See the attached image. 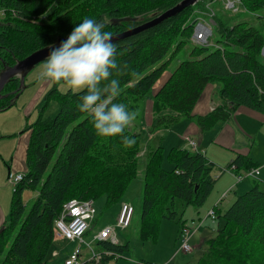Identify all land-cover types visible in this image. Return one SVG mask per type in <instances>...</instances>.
Segmentation results:
<instances>
[{"label":"trees","instance_id":"1","mask_svg":"<svg viewBox=\"0 0 264 264\" xmlns=\"http://www.w3.org/2000/svg\"><path fill=\"white\" fill-rule=\"evenodd\" d=\"M182 1L0 0V74L32 53L56 45L85 17L103 21L104 30L117 37ZM241 1L251 14L264 10V0ZM198 4L114 39L120 80L117 102L137 112V102L145 100L162 79L170 58L192 41ZM214 17L215 45H195L189 59L181 61L155 90L153 128L169 129L182 118L195 117L197 102L214 82L221 83L222 104L198 117L203 131L227 121L240 107L264 121V17L258 16L257 25L224 19L217 12ZM20 91V77L14 76L1 91L0 111L11 107ZM80 95L79 91L51 90L47 100L59 104L58 113L54 117L40 114L29 127L27 170L14 188L9 220L0 231V264H46L55 222L66 202L95 201L104 195L106 207L121 204L128 184L138 174L141 134L127 126L117 136L96 135L88 114L76 107ZM122 136L133 138L134 143L124 145ZM164 160L161 145L147 158L138 230L142 240L156 241L161 221L177 218L176 200L185 206L202 205L217 180L212 175L213 164L200 151L170 148L169 170L163 167ZM233 165L238 174L259 167L242 153L227 168ZM25 189L37 191L28 213L22 198ZM215 212L221 225L202 245L196 264H264V190L255 185L227 209ZM186 221L178 219L181 227ZM103 245L119 255L129 251L128 243Z\"/></svg>","mask_w":264,"mask_h":264},{"label":"rangeland","instance_id":"2","mask_svg":"<svg viewBox=\"0 0 264 264\" xmlns=\"http://www.w3.org/2000/svg\"><path fill=\"white\" fill-rule=\"evenodd\" d=\"M208 4L224 19L248 21L250 24L257 25L261 21V19H258V16L264 17V10L251 14L245 11L242 4L238 5L239 10L237 12L228 10L225 8L224 0H199L198 9L207 11ZM148 16H151V14ZM141 19L139 18V20ZM215 40L216 37L212 36L211 42L213 45H215ZM194 47L195 44L192 41L188 42L184 49L171 57L168 69L162 79L156 83L145 100L137 102L139 107L136 112L137 115L129 127L133 132L141 134L143 150L147 151V154L139 157L138 174L130 181L123 194L122 201L131 203L134 208L132 222L126 229L116 228L115 230L118 244L123 245L128 243L129 251L120 254L117 261L113 259L112 263L196 264L202 254V247L199 246L201 238H203L202 241L211 238L219 225H221V219L219 221L218 219L216 221H213L211 218L206 219L204 225L191 238L190 244L194 247L191 254L184 252L176 253L180 245L179 231L181 225L178 223V219L186 221L196 218L198 215L204 218L207 211H209L208 208L214 206L213 202L210 206V200L220 193L223 183H226L230 177H233V179L231 178V182L234 184V190L227 197L223 196V199L220 197L224 191L218 196L219 202L222 199L220 206L223 211L226 205L235 201L237 196L250 190L255 185L264 190V124L245 114H235L231 121L218 122L210 129L203 131V136L199 133L191 138L189 137L196 142L198 151L202 149L203 151L200 152L206 154L208 160L213 163L212 175L218 178L203 204L199 207L194 205L185 206L180 200H176L174 210L177 212V218L175 220L163 219L161 221L160 232L156 241L142 240L138 237L143 207V179L149 153L161 145L165 159L163 167L169 170L172 168L171 163L167 160V153L170 148H184L195 152L191 147H187L189 138L184 140L178 135L179 129L176 126H171L169 129L157 130L150 127L149 124L150 114L154 115L152 113L153 110L150 109V105L153 101L155 90L175 70L181 61L189 59V54ZM40 64L41 62L23 74L16 75L20 77L21 91L16 96L14 104L11 107L0 111V231L5 222L9 220L11 200L14 188L16 187L10 181V174H24L27 170L25 150L29 142L30 125L36 122L40 114H43V117H54L58 113L59 104L55 100H47V96L51 90L57 89L61 93L67 91L78 92L63 86L61 83L47 82L39 78ZM220 88L221 83L219 82L212 83L208 88L211 90L210 101L217 105L222 102L219 95ZM204 93L202 96L205 95ZM184 121L187 120L185 119ZM152 134H154L153 140L149 142ZM149 143L152 146L151 150H147ZM237 151L249 155L251 160L259 165L260 175L257 178L246 177L238 182L229 172L221 174V171L235 159ZM36 197V190L25 189L23 191L22 198L26 204V213L31 209ZM106 203L107 199L104 195L94 201L95 218L91 228L83 237L85 243L81 244V250H83L85 257L89 255L87 250H85L87 248L85 244H91L96 252L105 250V246L95 241L94 237L103 227L114 226L116 224L120 203H115L110 207H106ZM12 240L13 236L10 237V243ZM76 244V242L54 238L48 252L46 264H61L62 258L70 253ZM55 250L59 251V257L54 258L52 256Z\"/></svg>","mask_w":264,"mask_h":264},{"label":"clouds","instance_id":"3","mask_svg":"<svg viewBox=\"0 0 264 264\" xmlns=\"http://www.w3.org/2000/svg\"><path fill=\"white\" fill-rule=\"evenodd\" d=\"M104 28L103 21L83 18L58 46H49L38 75L81 92L77 109L88 114L96 135L113 137L122 134L137 113L115 99L120 94L117 45ZM121 139L124 145L134 143L127 136Z\"/></svg>","mask_w":264,"mask_h":264},{"label":"built area","instance_id":"4","mask_svg":"<svg viewBox=\"0 0 264 264\" xmlns=\"http://www.w3.org/2000/svg\"><path fill=\"white\" fill-rule=\"evenodd\" d=\"M242 4L241 0H224L225 8L234 12L239 10L238 5ZM196 16L194 18V31L192 35V42L199 46L212 45L211 37L213 36V27L215 26V11L210 4H208V10L202 11L196 10ZM262 55L264 57V45L262 48ZM189 145L193 151H197V144L195 141L189 139ZM229 172L234 176L236 181H242L246 177L257 178L260 175V167L250 169L244 173H236V166L226 167L221 171ZM24 177V174H10V181L14 185H17ZM96 210L93 200H80L71 199L66 202L63 207L60 216L55 222V238L59 240H66L70 242H76L75 248L62 258L61 264H114L112 260L119 257V254H115L113 251L105 248L104 251L96 252L91 244H85L88 256L85 257L83 250H81V244H84V235L91 228L93 220L95 218ZM134 216V208L131 203L126 201L120 204V210L114 226L103 227L97 235L94 237L95 241L100 244L109 243L117 245L118 240L116 238V228L126 229L130 226ZM211 218L213 221L217 220V214L215 209L210 210L206 218L192 220L185 223L179 231L180 245L176 250V253L184 252L191 254L194 247L191 246V238L196 234L198 229L204 224L205 220ZM80 243V244H79ZM59 251H54L52 256L54 258L59 257ZM110 258L109 261H105L106 258ZM169 264V263H164Z\"/></svg>","mask_w":264,"mask_h":264},{"label":"crops","instance_id":"5","mask_svg":"<svg viewBox=\"0 0 264 264\" xmlns=\"http://www.w3.org/2000/svg\"><path fill=\"white\" fill-rule=\"evenodd\" d=\"M164 82V81H163ZM162 82V83H163ZM161 83V84H162ZM209 88V86L206 88V90L204 91L205 93V95L204 96H201V98L199 99V101L197 102V104H196V107H195V114H196V116L195 117H193V118H182V119H180V121L178 122V123H176V124H174L172 127H174V126H176V128H178L179 129V136L181 137V138H183L184 140H187V138H191L192 136H195V135H198L199 133H200V135L201 136H203V130L201 129V127H200V124H199V122H198V117L199 116H205V115H207L211 110H213V108H216L217 106H219V105H221L222 104V102L220 103V104H214V103H212L211 101H210V95H211V90L210 89H208ZM203 95V94H202ZM222 101V100H221ZM152 103H151V105H150V109H152ZM153 113V112H152ZM154 114V113H153ZM240 115V114H245L246 116H250V117H252V118H254V120H257V121H259L261 124H264V121L263 120H261V119H259L258 117H256L255 116V114L251 111V110H249V109H247V108H244V107H240V108H238V110L236 111V112H234L232 115H230V117H229V119L227 120V122L228 121H231L232 119H233V116L234 115ZM155 115V114H154ZM154 115H152V114H150V117H149V124H150V127H152L153 128V123H154ZM156 117V116H155ZM187 120V121H184V120ZM221 122V121H220ZM222 122H226V121H222ZM162 129H167V128H164V127H161V128H158L157 130H162ZM158 132V131H157ZM153 137H154V134H152L151 135V137H150V140H149V142H151L152 140H153ZM189 138V139H190ZM192 140V139H191ZM187 147H191L190 145H189V142L187 143ZM151 148H152V146L150 145V143H149V147L147 148V150L148 149H150L151 150ZM197 151H198V147H197ZM200 151H203L202 149L200 150ZM203 153V152H202ZM237 153V155H238V153H242V152H239V151H237L236 152ZM147 154V151L145 152L144 150L143 151H141V153L139 154V157L141 156V155H143V156H145ZM242 154H244V153H242ZM205 156H206V154H204ZM249 156V155H248ZM250 157V156H249ZM206 158H207V156H206ZM208 159V158H207ZM234 160V159H233ZM209 161V160H208ZM210 162V161H209ZM212 163V162H211ZM213 164V163H212ZM217 178V177H216ZM231 178L233 179V177H230V178H228L229 180L226 182V183H223V186H222V189H221V191H220V193L214 198V199H211L210 200V206H211V203L213 202L214 203V206L213 207H211V208H208V210L209 211H207V213L205 214V217L204 218H206V216H207V214L210 212V210H212V209H215L216 211H218L219 209L221 210L222 208H221V206H220V202L222 201V197L223 196H225V197H227V195L231 192V191H233L234 190V184H232V182H231ZM218 179V178H217ZM217 181V180H216ZM224 191V193L221 195V197L220 198H222L221 199V201L219 202V198H218V196L222 193ZM237 192V191H236ZM129 203V202H128ZM230 204H228V205H226V207H225V209H227V207L229 206ZM209 206V207H210ZM217 206V207H216ZM216 207V208H215ZM221 211H223V210H221ZM217 217H218V215H217ZM204 218H201V215H198V217H196V218H191L190 220H187L186 221V223L187 222H190V221H192V220H198V219H204ZM206 221V220H205ZM205 223V222H204ZM204 225V224H203ZM202 225V226H203ZM202 239L203 238H201V240H200V247H202V245L204 244V242L206 241V240H204V241H202ZM194 250V249H193ZM62 261V260H61Z\"/></svg>","mask_w":264,"mask_h":264},{"label":"water","instance_id":"6","mask_svg":"<svg viewBox=\"0 0 264 264\" xmlns=\"http://www.w3.org/2000/svg\"><path fill=\"white\" fill-rule=\"evenodd\" d=\"M198 1L199 0H183L181 3L174 6L173 8L161 13L158 17L154 18L153 20H151L147 23H144V24L140 25L139 27H137L133 30L122 33L121 35H119L117 37H113V40L116 38L126 37L132 33H136V32H139L141 30H144L145 28H147V27H149L155 23H158L164 19L173 17V16L177 15L178 13H180L181 11H183L185 8L195 5ZM64 39H66V38H64ZM64 39H61L60 41H58V43L54 46H58L59 43ZM48 49L49 48H44V49H41L39 51H36V52L32 53L31 55H29L28 57H26L25 59L19 61L13 67H10V68L6 69L4 72H2L0 74V95H1V91L4 87V85L12 77H14L20 73L23 74L28 69H30L33 66H35L36 64L42 62L46 56Z\"/></svg>","mask_w":264,"mask_h":264}]
</instances>
